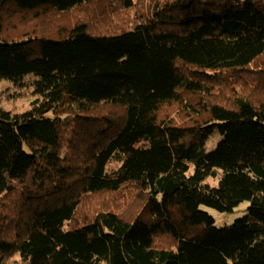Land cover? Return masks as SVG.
Wrapping results in <instances>:
<instances>
[{
  "label": "trees",
  "instance_id": "obj_1",
  "mask_svg": "<svg viewBox=\"0 0 264 264\" xmlns=\"http://www.w3.org/2000/svg\"><path fill=\"white\" fill-rule=\"evenodd\" d=\"M101 1L0 0V264H264L262 0Z\"/></svg>",
  "mask_w": 264,
  "mask_h": 264
},
{
  "label": "rangeland",
  "instance_id": "obj_2",
  "mask_svg": "<svg viewBox=\"0 0 264 264\" xmlns=\"http://www.w3.org/2000/svg\"><path fill=\"white\" fill-rule=\"evenodd\" d=\"M261 4L264 8V0L261 1ZM148 2L144 4V8H147ZM106 9H111L109 6V0H103L101 2H95L91 5H85L79 11H75L71 14L72 20H78L83 18L85 12L83 10H89L93 12V16H99L100 13L105 11ZM34 99L31 90L27 88H19L14 85L13 82L2 80L0 82V107L6 111H11L13 113L21 114L29 109H31V103ZM215 147V144H208V151H211ZM222 171H218V175L216 177H208L204 181L205 184L210 185L211 187H217L221 176ZM249 201H244L240 203L237 207H235L231 212H221L215 208L202 205L200 206V210L209 214L214 218L216 227H224L226 225H232L237 219H240L246 216Z\"/></svg>",
  "mask_w": 264,
  "mask_h": 264
}]
</instances>
